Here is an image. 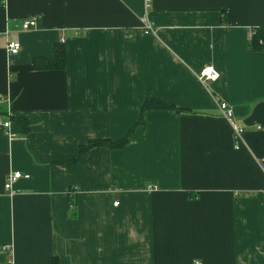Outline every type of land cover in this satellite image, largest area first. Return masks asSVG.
I'll return each instance as SVG.
<instances>
[{
  "label": "crops",
  "instance_id": "crops-1",
  "mask_svg": "<svg viewBox=\"0 0 264 264\" xmlns=\"http://www.w3.org/2000/svg\"><path fill=\"white\" fill-rule=\"evenodd\" d=\"M261 27L264 0H0V264H264Z\"/></svg>",
  "mask_w": 264,
  "mask_h": 264
},
{
  "label": "built area",
  "instance_id": "built-area-1",
  "mask_svg": "<svg viewBox=\"0 0 264 264\" xmlns=\"http://www.w3.org/2000/svg\"><path fill=\"white\" fill-rule=\"evenodd\" d=\"M149 3V0H146V4ZM142 28L145 33L148 34H155L156 29L152 26V24L146 20V17H142ZM36 22L34 18L27 19L22 23V28L23 29H28L33 26H35ZM249 36H251V33L249 32ZM20 49V43L19 42H9L6 46V52L9 55V57H13L15 54ZM219 74L218 72L212 67V66H204L199 70V72L196 74V78L199 82L201 83H207L210 81H215L218 78ZM218 105V110L221 115L229 124L231 131H232V136L234 139V146L235 148H238L239 143L241 142L242 139V133L243 129L236 123L235 116L233 109L228 106L227 104L223 102L217 103ZM0 126L2 127H8L9 126V121H3V119L0 117ZM258 166L261 168V170L264 172V156L259 158L257 160ZM29 175L25 173H21L20 171H12L9 172L6 176L5 183H4V190L8 192L9 195H13L15 190L13 188V184L19 180L20 178H28ZM114 205L117 204V202L113 203ZM73 205H70V208H72ZM194 264H201L200 262H195Z\"/></svg>",
  "mask_w": 264,
  "mask_h": 264
},
{
  "label": "trees",
  "instance_id": "trees-1",
  "mask_svg": "<svg viewBox=\"0 0 264 264\" xmlns=\"http://www.w3.org/2000/svg\"><path fill=\"white\" fill-rule=\"evenodd\" d=\"M253 47L264 48V27L257 28L253 30L249 40ZM35 69L38 68H48V69H61L64 67L65 57L64 50L58 49L55 54L51 57L38 59L34 61ZM173 107L159 100H148L143 104L142 109H172ZM16 121L22 124L23 127L26 126V122L22 118H16ZM128 141V135L117 141L110 140H92L83 146L79 147L78 154L72 159L68 160L67 164L75 162L81 155H83L87 150L96 146H106L109 148H120Z\"/></svg>",
  "mask_w": 264,
  "mask_h": 264
}]
</instances>
